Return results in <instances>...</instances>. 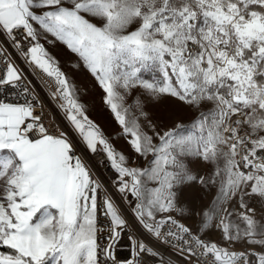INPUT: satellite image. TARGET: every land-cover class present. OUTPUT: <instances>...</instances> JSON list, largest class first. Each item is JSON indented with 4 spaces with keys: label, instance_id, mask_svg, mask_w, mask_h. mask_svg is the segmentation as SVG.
<instances>
[{
    "label": "snow or ice",
    "instance_id": "obj_1",
    "mask_svg": "<svg viewBox=\"0 0 264 264\" xmlns=\"http://www.w3.org/2000/svg\"><path fill=\"white\" fill-rule=\"evenodd\" d=\"M21 62L51 81L59 122ZM76 74L103 93L131 155L90 117ZM6 88L0 264H264V0H0ZM159 98L192 120L154 119ZM193 185L206 205L184 199ZM127 215L141 235L121 262Z\"/></svg>",
    "mask_w": 264,
    "mask_h": 264
},
{
    "label": "rangeland",
    "instance_id": "obj_2",
    "mask_svg": "<svg viewBox=\"0 0 264 264\" xmlns=\"http://www.w3.org/2000/svg\"><path fill=\"white\" fill-rule=\"evenodd\" d=\"M47 47H49V50L59 58L64 70L71 74V69L67 65L73 57L63 48L62 45L57 44L55 47ZM76 81L81 87V91L88 102L90 117L102 127L110 138L113 139L117 149H122L124 152L131 155L128 145L120 136V128L103 102V93L93 85L91 78L86 74H76ZM147 110L151 113L154 119L163 120V122L170 126L175 123L187 124L193 118V113L191 111L181 109L176 102L164 100L163 98L153 101L149 104ZM193 167L196 170H199L198 166L194 165ZM202 196H206L207 198L202 199ZM211 198L212 193H204L203 190L196 185L186 189L184 193V199L193 207L206 205ZM213 238H216L215 234H213Z\"/></svg>",
    "mask_w": 264,
    "mask_h": 264
},
{
    "label": "built area",
    "instance_id": "obj_3",
    "mask_svg": "<svg viewBox=\"0 0 264 264\" xmlns=\"http://www.w3.org/2000/svg\"><path fill=\"white\" fill-rule=\"evenodd\" d=\"M20 67L25 69L26 76L28 77V79L32 80L33 84L36 85V92L39 95V97L44 101L46 121L54 120L59 122L60 116L58 115L57 110L55 109L53 104L49 102L46 96L47 92L54 91L51 81L42 73L39 72L32 73L31 70L27 68L22 62L20 63ZM37 81H39V83H37ZM11 97H12V89L6 88L3 91H0V98H11ZM89 159L96 173L99 175V177L102 180H104L105 182L111 180L113 173L111 169L107 166V161L102 157L101 154L90 156ZM127 219H128V225L125 230V233L121 238V241L117 247V252H116L117 258L121 262L127 260L130 257V243L128 240V235H133V236L141 235V230L139 229V226L135 222L134 218L131 217L130 215H127ZM100 223L105 227V229H107L108 221L102 216L100 217ZM107 235H108L107 231L102 233L100 239L101 244L105 242ZM167 255H171V253H168ZM176 259L177 258L173 256V260ZM147 264H155V261H153L151 258H148ZM180 264H183V262L181 261Z\"/></svg>",
    "mask_w": 264,
    "mask_h": 264
}]
</instances>
